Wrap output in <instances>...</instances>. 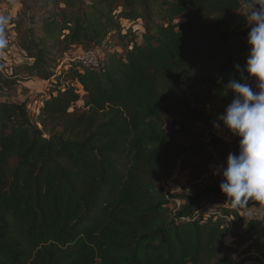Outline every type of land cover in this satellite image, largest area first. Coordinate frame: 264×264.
I'll return each instance as SVG.
<instances>
[{
	"label": "trees",
	"instance_id": "trees-1",
	"mask_svg": "<svg viewBox=\"0 0 264 264\" xmlns=\"http://www.w3.org/2000/svg\"><path fill=\"white\" fill-rule=\"evenodd\" d=\"M243 3L24 1L11 26L25 61L1 65L0 85L55 86L36 114L0 101V264H264V213L240 216L220 184L163 188L180 161L239 154L185 135L224 125L226 85L248 77ZM76 47H99V66L57 70Z\"/></svg>",
	"mask_w": 264,
	"mask_h": 264
},
{
	"label": "clouds",
	"instance_id": "clouds-1",
	"mask_svg": "<svg viewBox=\"0 0 264 264\" xmlns=\"http://www.w3.org/2000/svg\"><path fill=\"white\" fill-rule=\"evenodd\" d=\"M243 13L250 26L247 43L251 46L243 71L258 81L254 91L247 78L241 74L227 83L234 98L219 116L233 135L239 139V154L229 153L227 167L219 166L217 172L223 180L219 187L236 207L249 199L264 202V0H244ZM4 18H0V47L3 39ZM238 71L240 66L236 65Z\"/></svg>",
	"mask_w": 264,
	"mask_h": 264
},
{
	"label": "rangeland",
	"instance_id": "rangeland-1",
	"mask_svg": "<svg viewBox=\"0 0 264 264\" xmlns=\"http://www.w3.org/2000/svg\"><path fill=\"white\" fill-rule=\"evenodd\" d=\"M25 0H0V18H4L3 24V39L6 41L3 47H0V69L1 65L4 67V72L10 74L11 68L17 63L25 61L24 53L19 48L16 37L12 35L14 29L12 28V20L20 17L23 14ZM246 9L238 12L239 20L244 17ZM12 23V24H11ZM7 39V40H6ZM86 53L85 47H76L68 52L65 59L58 63L57 70L60 71L70 66V62L79 61L77 58L82 57ZM247 82L253 86L254 91L258 90L256 84L258 81L254 77H247ZM55 86L51 80H43L39 78L24 80L21 79L16 85L11 88H6L0 85V101L26 104L32 114L38 113L43 105V101L50 96V90ZM171 117H167L168 124L172 122ZM190 134L185 135L188 141L197 140L200 143L210 146L214 142H218L225 146H239V137L231 133V131L224 125H203L192 124L189 127ZM213 149V148H212ZM219 166L227 167V160H224L216 151L214 152V162L210 161L199 163L195 162L192 165L186 161H180L175 169L172 178L163 183V188L168 194L181 193L183 191L192 192L195 188H208L215 184H220L223 180L222 174L217 172ZM184 201L178 202L177 206L183 204ZM227 204V203H226ZM244 207V206H243ZM254 211V217L251 220H256L264 213V203L261 207H249ZM227 244H233L234 238L227 235L225 238ZM259 243L257 240L251 242L240 248L235 252V257H240L241 253L247 252L249 249L258 250ZM254 252V251H253ZM259 253V252H258ZM264 259V256H262Z\"/></svg>",
	"mask_w": 264,
	"mask_h": 264
},
{
	"label": "built area",
	"instance_id": "built-area-1",
	"mask_svg": "<svg viewBox=\"0 0 264 264\" xmlns=\"http://www.w3.org/2000/svg\"><path fill=\"white\" fill-rule=\"evenodd\" d=\"M80 64L85 65L86 67H97L99 66L101 60L103 59V55L101 52V49L99 47H91L86 49L85 55L82 57L77 58ZM75 63V62H70ZM226 204H224L225 206ZM232 209H235L238 211L239 215L246 218L251 219L254 217V211L251 208L247 207H236L232 203L229 204ZM262 261H264L263 257H261Z\"/></svg>",
	"mask_w": 264,
	"mask_h": 264
},
{
	"label": "crops",
	"instance_id": "crops-1",
	"mask_svg": "<svg viewBox=\"0 0 264 264\" xmlns=\"http://www.w3.org/2000/svg\"><path fill=\"white\" fill-rule=\"evenodd\" d=\"M262 203H264V202H260L259 205H258V207H261Z\"/></svg>",
	"mask_w": 264,
	"mask_h": 264
}]
</instances>
